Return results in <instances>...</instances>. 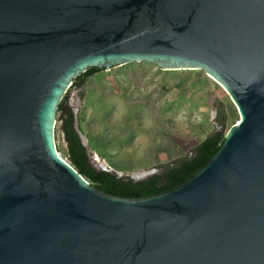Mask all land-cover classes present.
I'll return each instance as SVG.
<instances>
[{
  "label": "water",
  "instance_id": "water-1",
  "mask_svg": "<svg viewBox=\"0 0 264 264\" xmlns=\"http://www.w3.org/2000/svg\"><path fill=\"white\" fill-rule=\"evenodd\" d=\"M133 61L202 69L239 113L202 167L140 197L55 138L77 76ZM0 264H264V0H0Z\"/></svg>",
  "mask_w": 264,
  "mask_h": 264
},
{
  "label": "rangeland",
  "instance_id": "rangeland-1",
  "mask_svg": "<svg viewBox=\"0 0 264 264\" xmlns=\"http://www.w3.org/2000/svg\"><path fill=\"white\" fill-rule=\"evenodd\" d=\"M65 95L88 153L127 177L192 154L211 132L225 134L239 120L228 92L204 70L148 61L102 68ZM59 125L57 114L56 144L68 160Z\"/></svg>",
  "mask_w": 264,
  "mask_h": 264
},
{
  "label": "trees",
  "instance_id": "trees-1",
  "mask_svg": "<svg viewBox=\"0 0 264 264\" xmlns=\"http://www.w3.org/2000/svg\"><path fill=\"white\" fill-rule=\"evenodd\" d=\"M100 69L102 68L96 66L88 68L73 80L71 86L81 88L87 78ZM57 114H59V128L66 144L68 161L90 183L105 192L116 195L140 197L160 193L177 186L202 167L219 149L224 140V132L215 130L194 147L192 154L162 164L158 172L144 179L133 180L129 176H120L108 169L96 167L90 161L87 147L74 128L75 114L66 105V95L59 104Z\"/></svg>",
  "mask_w": 264,
  "mask_h": 264
},
{
  "label": "bare ground",
  "instance_id": "bare-ground-1",
  "mask_svg": "<svg viewBox=\"0 0 264 264\" xmlns=\"http://www.w3.org/2000/svg\"><path fill=\"white\" fill-rule=\"evenodd\" d=\"M94 162L97 164V165H106V163L104 162V161H101L100 159H99V157L98 156H94ZM148 174V171H143V172H139V173H136L135 175H133V176H135L136 178H138V177H142V176H145V175H147Z\"/></svg>",
  "mask_w": 264,
  "mask_h": 264
}]
</instances>
